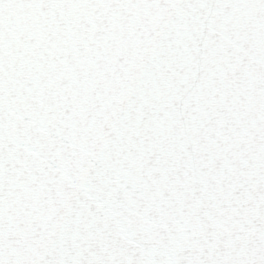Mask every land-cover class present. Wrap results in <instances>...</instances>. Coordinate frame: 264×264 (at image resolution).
Listing matches in <instances>:
<instances>
[{"label": "snow or ice", "instance_id": "snow-or-ice-1", "mask_svg": "<svg viewBox=\"0 0 264 264\" xmlns=\"http://www.w3.org/2000/svg\"><path fill=\"white\" fill-rule=\"evenodd\" d=\"M0 264H264V0H0Z\"/></svg>", "mask_w": 264, "mask_h": 264}]
</instances>
